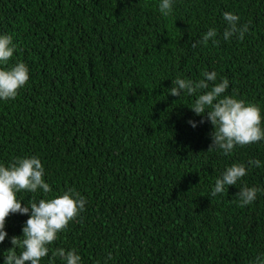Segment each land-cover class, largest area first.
Wrapping results in <instances>:
<instances>
[{
	"label": "trees",
	"instance_id": "trees-1",
	"mask_svg": "<svg viewBox=\"0 0 264 264\" xmlns=\"http://www.w3.org/2000/svg\"><path fill=\"white\" fill-rule=\"evenodd\" d=\"M160 3L0 0V35L15 46L0 70L23 63L29 74L15 99L0 100V166L41 161L51 191L17 192L21 207L69 189L86 200L39 264H66L53 258L56 249L74 250L80 264L264 257V140L230 155L208 151L213 126L190 110L202 93L170 95L177 78L199 81L214 71L215 83L229 81L224 95L259 107L264 131V0H173L168 16ZM225 12L239 16L238 27L249 25L243 40L223 39ZM209 29L217 36L199 43ZM233 164L247 175L212 197ZM245 186L261 191L241 207L236 194ZM30 214L6 218L0 264L11 239H24ZM23 250L15 246L17 256Z\"/></svg>",
	"mask_w": 264,
	"mask_h": 264
},
{
	"label": "clouds",
	"instance_id": "clouds-1",
	"mask_svg": "<svg viewBox=\"0 0 264 264\" xmlns=\"http://www.w3.org/2000/svg\"><path fill=\"white\" fill-rule=\"evenodd\" d=\"M173 10V0H161L159 11L168 16ZM227 28L223 32V39L228 41L232 37L239 40L244 39L249 25L238 27L239 16L230 12L223 14ZM217 36L215 29H209L199 43L207 44L209 39ZM218 43V41H217ZM192 47H196L194 43ZM15 46L12 37L0 35V63L7 64L13 56ZM204 79L192 81L190 79L175 80V87L170 88V95L180 97L182 94L188 96L198 95L190 109L197 116L207 118L213 126L211 134L212 143L208 151L214 148L223 150L225 155H230L236 146H245L264 140V131L261 130V112L258 106L237 100L231 96L224 95L229 87V81L223 78L220 83H215L216 72L202 73ZM29 80L28 68L23 63H17L10 70H0V100L15 99L18 90L24 87ZM209 82L212 87L209 89ZM222 97V98H221ZM215 102V103H214ZM206 109H211L207 111ZM188 123L195 128L192 121ZM200 123H204L201 119ZM260 161L252 159L248 165L259 168ZM248 173L244 164H233L227 168L221 178L215 181L211 196L227 192L229 186H234ZM44 168L41 161L36 157L19 160L16 164L6 168L0 166V243H3L7 233L4 231L5 220L9 214L28 215L25 226L22 229L23 240L17 237L11 239L13 247L8 250L4 264H39L41 258L48 255L47 245L52 244L57 233L67 228L70 221H74L78 214L84 211L86 200L79 193L69 189L68 192L50 201L41 199L39 203H31L30 207H21L17 200L16 193L21 190L35 193L41 189L47 194L51 191L50 186L44 182ZM261 189L242 187L238 192L240 206L245 207L253 203L257 193ZM23 247L22 253L17 256L15 246ZM53 258L59 256L66 264H80L81 257L75 251L65 252L64 249H56L52 253ZM110 258V257H109ZM254 264H264V257H257Z\"/></svg>",
	"mask_w": 264,
	"mask_h": 264
}]
</instances>
